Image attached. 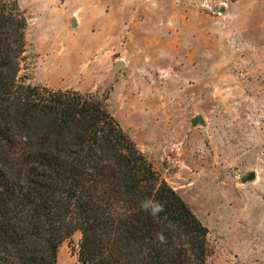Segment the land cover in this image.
Here are the masks:
<instances>
[{"label": "rangeland", "instance_id": "obj_1", "mask_svg": "<svg viewBox=\"0 0 264 264\" xmlns=\"http://www.w3.org/2000/svg\"><path fill=\"white\" fill-rule=\"evenodd\" d=\"M16 1L27 18L18 80L103 97L207 227L208 264H264V23L250 22L264 10L235 21L227 0H69L66 15L60 0ZM79 239L61 243L56 264H79Z\"/></svg>", "mask_w": 264, "mask_h": 264}, {"label": "trees", "instance_id": "obj_2", "mask_svg": "<svg viewBox=\"0 0 264 264\" xmlns=\"http://www.w3.org/2000/svg\"><path fill=\"white\" fill-rule=\"evenodd\" d=\"M26 25L0 0V264H56L75 231L79 264H208L207 227L103 97L18 80Z\"/></svg>", "mask_w": 264, "mask_h": 264}, {"label": "crops", "instance_id": "obj_3", "mask_svg": "<svg viewBox=\"0 0 264 264\" xmlns=\"http://www.w3.org/2000/svg\"><path fill=\"white\" fill-rule=\"evenodd\" d=\"M119 1H116L114 5H117ZM225 6H221L220 10H222V16L231 17L232 19H235L237 21L240 19V16L238 15L239 10L241 9H258V10H264V0H227V2H224ZM69 0H60V5L57 6L59 9H64V12H66V15H70L72 12L76 10V6L69 10ZM244 12V11H242ZM251 20L252 23H258L262 24L264 23V20H261L262 18H255L256 21ZM264 19V18H263ZM75 26H78V19ZM74 26V27H75Z\"/></svg>", "mask_w": 264, "mask_h": 264}, {"label": "clouds", "instance_id": "obj_4", "mask_svg": "<svg viewBox=\"0 0 264 264\" xmlns=\"http://www.w3.org/2000/svg\"><path fill=\"white\" fill-rule=\"evenodd\" d=\"M140 208L154 219L158 218L160 214L164 212V205L154 197H148L147 199L140 201Z\"/></svg>", "mask_w": 264, "mask_h": 264}, {"label": "water", "instance_id": "obj_5", "mask_svg": "<svg viewBox=\"0 0 264 264\" xmlns=\"http://www.w3.org/2000/svg\"><path fill=\"white\" fill-rule=\"evenodd\" d=\"M72 23H75V20H72ZM121 65H122V62H117V63H116V67H117V68H118L119 66H121ZM202 122H203V119H202V117H201L200 115H196V116H194V117L191 118V123H192V124L202 123ZM253 178H255V173L252 171V172L247 173L245 176H242V177L240 178V180H241L242 182H244V181H246V180H251V179H253Z\"/></svg>", "mask_w": 264, "mask_h": 264}]
</instances>
